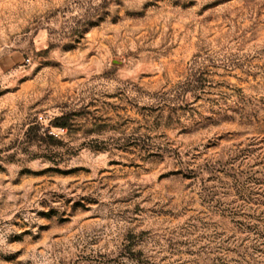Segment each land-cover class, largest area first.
Instances as JSON below:
<instances>
[{"label": "rangeland", "instance_id": "374dc122", "mask_svg": "<svg viewBox=\"0 0 264 264\" xmlns=\"http://www.w3.org/2000/svg\"><path fill=\"white\" fill-rule=\"evenodd\" d=\"M0 264H264V0H0Z\"/></svg>", "mask_w": 264, "mask_h": 264}]
</instances>
